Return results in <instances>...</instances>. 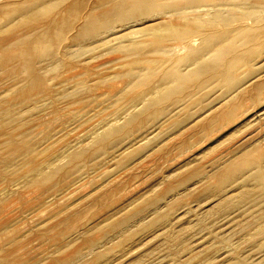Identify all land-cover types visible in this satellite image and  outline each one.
I'll return each instance as SVG.
<instances>
[{"label":"rangeland","instance_id":"374dc122","mask_svg":"<svg viewBox=\"0 0 264 264\" xmlns=\"http://www.w3.org/2000/svg\"><path fill=\"white\" fill-rule=\"evenodd\" d=\"M3 1L0 0V29L11 28L20 21L18 11L19 14L12 13H17L16 17L12 16L16 20L12 23L4 15L9 8L18 7L28 0ZM68 1L65 0L66 6L70 3ZM98 5V0H83L78 18L67 31L65 42L57 48L56 62L52 60V63L45 64L47 66H44L42 73L52 88L51 95L37 92L22 103L18 91L25 84L24 76L13 63L5 66L6 69L0 67V125L4 124L0 126V189L7 186L8 178H21L33 162L59 158L54 163L61 168L55 180L52 179L39 189L31 187L29 192V188L21 184L16 186L17 182V188L12 186L16 190L7 186L9 192L1 194L0 191L4 199L3 203L0 202V224L9 228L3 229L5 231L2 230L0 235V240L4 237L0 243V259L4 264H11V261H15L12 264H264V192L262 194L256 190L253 182H244V174H234L232 180L221 188L217 181V174L225 166L242 162V156L247 153L244 149L264 153V93L253 95L252 87L255 88L260 82H251L254 74L264 67H261L264 65V49H261L262 52L254 49L260 54L256 56L258 53L255 52L256 55L251 57L252 68L248 63L241 67L239 65L238 70L234 69V73L237 71L234 76L238 73L236 77L245 81L238 82L244 85L229 92L222 81L214 82L211 75H204L194 80V86L189 85L191 87H187L183 95L180 94L182 98L174 95V98L168 99L164 103L165 111L155 115L142 110L140 98L133 97L132 92L145 86L124 92L122 89L128 85L130 78L116 76L127 64L123 52L117 50L122 42L118 37L123 35L121 31L125 34L126 31L138 30L141 25L130 27L129 30L125 24L129 26L130 22L124 24L108 20L97 33L98 36L81 41L76 47L80 51L65 56L66 40L85 20L98 18L105 9L104 6L98 8ZM261 9L264 14L263 7L257 13L261 14ZM259 14L261 18L264 16ZM247 20L244 23L248 22L246 24L249 25L254 22L252 16ZM260 20L258 24H264V17ZM120 23L122 26H118ZM236 23V19L232 21L233 26ZM112 24L116 31H113ZM39 27L42 24L32 29V32L41 33L42 28ZM22 29L26 31L20 27L14 31L15 35L12 32L14 36L0 34V39L12 41L17 35L21 37L23 33L24 36ZM28 32L31 33V30H27L25 35ZM97 42L104 45H96ZM88 45L90 49L84 48L85 51L82 47ZM198 45L200 41L194 48ZM182 50H175L174 56L183 55L185 49ZM244 50L247 54L253 53L250 49H237V52L246 54ZM229 53L226 55L228 59H232L231 54H237ZM248 68L253 69L252 72ZM99 76L111 77L108 83L116 87L114 96L108 93L111 88L108 83L104 84L107 88L102 87ZM76 77L80 78L78 82ZM153 79L150 90L160 86V80L156 77ZM83 82L91 87L92 92L86 94L88 98L84 94L81 100L80 96H72L70 92ZM100 88L103 89L100 91ZM236 91H240L239 94ZM74 97L80 100L76 103ZM79 105L81 107L77 111ZM3 106L13 107L7 112L2 110L5 108ZM227 107H233L238 112L234 110L235 114L232 115V112L231 117L226 118L230 115ZM13 111L16 112L14 117ZM12 135L26 138V141L33 139L34 151L31 154L36 158L22 160L18 165L12 163L6 170L5 166L15 159L8 153L12 144L4 145V141ZM76 152L85 158L71 162L69 156ZM239 168L246 171L245 174L254 169L251 164L240 165ZM36 190H41L40 194ZM245 191L252 193L251 196L238 200L235 206H218L219 197H236ZM16 196L21 197H18L21 200L18 201ZM2 207L7 208V211ZM5 211L9 217L15 211L12 213L13 218H10L12 223L7 221L9 217H6ZM18 216L25 218L18 219ZM103 217L109 218L87 234L77 235L83 225ZM259 226H263L260 234L256 232ZM14 232L19 240L24 239L19 241L14 238ZM9 235L16 240V244ZM65 243L69 245L65 246ZM11 247L17 250L21 247L22 250L17 252L14 249L13 253Z\"/></svg>","mask_w":264,"mask_h":264},{"label":"bare ground","instance_id":"6f19581e","mask_svg":"<svg viewBox=\"0 0 264 264\" xmlns=\"http://www.w3.org/2000/svg\"><path fill=\"white\" fill-rule=\"evenodd\" d=\"M66 1H68V0H66ZM3 2H5V1H3ZM68 2H70V3L68 4V6H66L65 0H49V1H47V0L46 1L45 0H43V1L42 0H28V1H25L24 3L22 2V4H19L18 7L9 8L8 11L5 9V11H7V12L4 16L8 18V20H9L8 22L12 23V21L15 20V18L13 19L12 16L14 15L13 17H16L18 12L20 13L21 17H20V21L17 22V24L13 25L11 28L8 27V25H7L8 23H7L6 26L8 28L0 29V34H2V35L3 34L5 35V33H6V35L12 34V32L19 29L20 27L26 29V31H24L22 29L25 32L24 36H22L23 33L21 34V37H19L20 35H17L19 37V38L17 37L18 39L16 38V39H13L12 41H10V40L6 41L4 38L0 39V53H1L0 67H3V69H4V67L8 66L9 63H13L15 65V68L17 69V71H19L20 74L22 73V76H24V83H25V84H23L24 86L21 85L20 86L21 89L18 87L20 89L18 91V93L20 94V95H18V97L21 96L20 99H22L21 100L22 103L29 100L30 97L34 93H37V92L44 93L46 95H51L52 88L49 87L48 80L43 75L42 71L47 66V65H45V64H47V62L52 63V60H54V62H56L55 61V59L57 57L56 54L58 55L57 50L59 49V46H61L65 42V39L67 38L66 37L67 31H69L71 26L74 24L75 20L78 18V14L80 12V7L82 6L83 0H70ZM98 2H99L98 8H100V6H104L105 9L102 12H100V14H99V12H97V14H99L98 18H94L93 17L94 14L92 13L93 18L85 20L83 22V24H81L77 28L76 32L69 38L70 41H69V39L66 40V42H68V44L65 43V46H66L65 49H66V54H67L65 56H70L69 55L70 52L72 53V52H76L77 50H79V49H77L79 47V45H77V44L80 43L81 41H83L85 39L87 40L88 38H93L95 35H97V33L104 28L106 21H108V20L116 21L118 23L124 22V24H125V22H127V23L130 22L129 26L128 25L126 26V24H125V27L128 28L129 30H130V27L141 25L140 28L138 27L139 28L138 30H131L129 32L123 31V32H125V34L122 33V31H121L120 34H123V35L118 37V38L122 39V40H120V42L121 41L122 42L120 43V45H118L117 50L119 49L121 52H123V54H124L123 57L125 59H127L128 61L126 60L127 64H125L124 70H122L119 73H116L117 74L116 76L118 78H121V77H127L128 78L129 77L131 79V81H130V79L128 78L129 79L128 85H126L122 89L124 92H126L128 89L132 90V89H135L137 87L145 86L143 89L139 88V91H137V92L136 91L132 92L133 97L135 99L140 98V101H142V103H143L142 110L153 112L155 115L160 114V113L165 111L166 106L164 103L168 99H170L172 96L174 98V95L175 96L177 95V97L179 95V97H180L181 96L180 94H182L183 91L187 87L188 88L191 87L189 85H192L194 80H196L197 78L199 79L200 77H202L204 75H206V76L211 75V78L213 80L211 78H210V80H212L214 82H217V80L222 81L223 84L225 86H227L226 88L229 89V92L236 89L238 86L244 85L245 83L240 84L238 82L239 80H240V82L244 81V80H241V79L236 77L238 75V73L236 74V76H234V74L237 72L236 71L234 73V71L238 70L239 67H241V65L242 66L247 65L248 63H249V66L252 68L251 57L253 56V54H255V52L258 53L257 50L254 51V49H260V50L264 49V38H263L264 37V24H262L263 23L262 22L260 25L257 22L260 19H263V17H264V16L262 18H261V16L259 17L258 16L259 13H257V12H260V8H262V7L264 8V0H98ZM61 5H62V7H61ZM3 6H6V5L4 4ZM0 7H1V5H0ZM262 10L263 9H261V14L263 13ZM15 12H17L16 15L15 14L12 15V13H15ZM90 14H91V11H90ZM261 14H259V15H261ZM262 15H264V14H262ZM89 16H91V15H89ZM250 16H252V18L254 19V20H252V21H254L252 25L246 24L248 22L244 23V21L247 20V18H249ZM87 18H88V16H87ZM2 19H4V18H2ZM83 19H86V18H83ZM235 19H236L237 23L239 22V24L237 25V23H236V26L235 25L233 26L232 21H234ZM250 20H247V21H250ZM260 21H262V20H260ZM11 23H9L10 24L9 26H11ZM40 24H42V27H39V28L40 29L42 28V31L39 29L38 30L41 31V33L37 34V32L35 33V31L32 32L33 31L32 29H36ZM121 24L122 23L118 24V26ZM113 25L114 24H112V27H113ZM118 29L120 31V27ZM27 30L28 31L31 30V33H35L36 35L35 34L32 35L30 32H28V34L30 33L29 35L28 34L25 35L27 33ZM124 30H126V29H124ZM19 31L20 30H18V34L21 33ZM113 31H116V30H114V27H113ZM119 31H118V34H119ZM13 34L15 35V32ZM103 34H105V33H103ZM139 36H141V37L139 38ZM8 37H5V38L8 39ZM96 38L97 37H95L94 39H96ZM261 38L263 39V41L261 40ZM9 39H11V38H9ZM111 39H109V40H111ZM85 41H83V42H85ZM114 41L116 42V38ZM199 41H200V45H198L197 48H194V46L197 45ZM102 42H101V44H103ZM251 42L254 44H251ZM98 44H100V43L97 42L96 45H98ZM106 44H107V42L105 43V46H106ZM109 44H110L109 46H111L112 43L109 42ZM105 46H103V48ZM82 48L83 49L84 48L90 49V46L89 47L83 46ZM114 48L115 47H113L112 49L114 50ZM110 49H111V47H110ZM182 49H185V53L183 55L174 56L176 54V52H178L177 50H182ZM237 49L238 50L239 49H250V52H253V53L247 54L246 50H244V52H246V54H243V53H239L240 51L237 52ZM251 49H253V51H251ZM117 50H114V52H117ZM175 50H176V52H175ZM172 52H173V54H172ZM174 52H175V54H174ZM228 52H231V53L234 52L237 54H235V56H234L231 53H229V54H231L230 58L232 56V59H228L226 56ZM260 52H262V50ZM260 52L258 53V55H256V54L255 55L259 56ZM83 53H85V52H83ZM118 53L120 54V52H118ZM179 53H177V54H179ZM181 53H183V52H181ZM58 63H60V62H58ZM262 63H264V62H262ZM54 64H57V63H54ZM122 64H124V61ZM63 65H65V64H63ZM11 66H13V65H11ZM55 66H58V65H55ZM262 66H264V65H261V67ZM64 68H65V66H64ZM235 68H237V69H235ZM5 69H6V67H5ZM87 70H85V71H87ZM251 70H253V69H251ZM83 71H82V73H83ZM6 72H9V71H6ZM15 72H16V70H15ZM82 73H81V75H82ZM20 74H17V75H20ZM70 74H73V73H70ZM83 74L88 75L87 73L86 74L83 73ZM74 75H76V73H74ZM22 76H21V78H23ZM252 76H251V78H252ZM155 77L160 80V86L157 89L154 88L155 89V91H154V89L150 90V88L152 89L153 85L151 86V81ZM248 77H250V76H248ZM74 78H75V76H74ZM98 78H99V83H101V85L103 84L102 87L105 86L104 84L107 85L108 81L111 79V77H103V76H99ZM158 79H157V81H158ZM263 79H264V67L262 70L260 68V71L257 72L256 74H254V78L251 80L252 83H254L253 80H258L260 82V83H257V86H256L257 88L252 87V90H254L253 95H263V93H264V82H263L264 80ZM78 80H80V78L79 79L77 78V82H78ZM206 80H209V79H206ZM260 80H262V81H260ZM108 84L111 87L108 93L111 96H114L116 94V91H115L116 87L112 83L110 84V82ZM200 84H201V82H200ZM193 86L194 85H192V87ZM245 86H247V85H245ZM107 87L108 86H106L104 88H107ZM247 88H245V89H247ZM102 89L103 88H100V91ZM240 91H236V92L238 93ZM247 91L248 90H246V92ZM90 92H92L91 87L87 83L83 82L82 84L77 85L74 88V90L70 93H72L71 94L72 96L73 95H75L76 97H77V95L80 96L81 100H83L82 97L84 96V94L86 96V94L88 95V93L90 94ZM236 92L234 93V95L237 96L239 93L236 94ZM11 96H13V95H11ZM66 96H67V94H66ZM7 97H9V99H11L10 96H7ZM80 98H78V99L80 100ZM87 98L85 100H87ZM180 98H182V97H180ZM78 99H76V103L78 102ZM177 101H178V99H177ZM7 102H8V99H7ZM83 102H85V101H83ZM70 103H72V102H70ZM79 104H81V103H79ZM85 104L88 105V103H86V102H85ZM162 104H164V105H162ZM233 104H234V102H233ZM14 105H15V103H14ZM81 105H83V103ZM179 105H181V103ZM184 105H186V104H184ZM174 106H175V103H174ZM181 106H179V107L181 108ZM3 107H5V106H3ZM12 107H5V108H2V110H6L7 112H10L12 110L11 109ZM77 107H78L77 108V111H78L79 107H81V106L79 105ZM213 107H215V106H213ZM228 107H227V109H228ZM234 107H236V105ZM82 109H85V108L83 107ZM220 109H222V108L220 107ZM207 110H210V109H207ZM215 110H216V107H215ZM234 110H236V109L233 107H231L230 109L227 110L229 113L225 110V112L230 114V115L226 114L229 116V117H227L225 115L226 118H230L232 112H233L232 115H234L235 114ZM75 111H76V109H75ZM82 111H84V110H82ZM15 113L16 112L13 111V113H12L13 117H14ZM208 113H209V111H208ZM220 115H224V114L221 113ZM222 117H224V116H222ZM198 121H199V119H198ZM194 122L195 121H193L192 125L194 124ZM180 123L182 124V122H180ZM0 126H4V124L1 123ZM116 129L117 128H115L114 130H116ZM114 130L112 129L111 131H114ZM44 138H47V137L44 135ZM5 144L7 146H9V144H12V146L10 148L8 147L9 148L8 153H9L10 157L15 158L13 162H9L10 164H7L5 166L6 170L12 165V163L18 165L22 162V160L26 161L28 159L36 158V156L31 154L34 151V148H33L34 141L31 138L26 141V138L21 139L20 137H17L16 135H14V136L12 135V137L9 136L4 141V145ZM194 144H195V142H194ZM244 150L247 151V153H245L242 156L243 157L241 159L242 162H235L232 164H228L227 166L224 167V169L222 170L221 173L219 172V174H217L218 175L217 176L218 187L221 188L222 185L231 181L234 174H244V175H242V178H244L246 180L244 182H253L256 185V190H259L263 194V192H264V153H260L261 151L259 152V150H258V153H257V151L255 152L254 150L249 151V148H246ZM79 158H85V156L81 155V153H78V152L73 153L69 156V159L71 162H73ZM58 160H59V158H53L50 161L42 160L41 162H35V163L33 162L31 164V166L28 168L27 173H25L23 176H21V178H8L9 183L7 182V186H10L11 189L16 190V188H17L16 186H18V185L20 186V184H21V186L23 185V186L29 188V192H30L31 187L39 189L45 183L49 184L48 182L51 181L52 179L55 180L56 175L61 170V168L58 167L54 163V161L58 162ZM43 163H46V165H43ZM248 164H251L254 169L251 170L249 174H245L246 171L243 172L244 170L240 169L239 166L240 165L246 166ZM17 182H19V183L17 184ZM3 184L5 185V183H3ZM3 184H1V185L3 186ZM15 184H17V185L15 186ZM13 185L16 188H12ZM7 186H3L5 188L2 190L0 189V191H2L1 194L7 193V191H8V188L6 189ZM11 189L9 188V190H11ZM38 191L36 190V193ZM40 191L38 192L39 194H40ZM10 193H13V192L10 191ZM19 193L18 194L14 193V195L15 194L21 195ZM21 193H22V191H21ZM251 194L252 193L245 191L243 194H239L236 197H227L228 195H223V196L219 197L220 201L218 203V206L220 208L235 206L236 203H238V200L243 199V198L247 197L248 195L251 196ZM1 196H0V202H2V201L4 202V199L1 198ZM21 196H23V195H21ZM250 196H248V197H250ZM16 197L18 198L19 196H16ZM19 198H21V197H19ZM19 198H18V201L21 200ZM23 198L24 197H22V199ZM7 199H5V200H7ZM13 201H15V200H13ZM18 201H16V202L18 203ZM9 204H11V203H9ZM12 205H14V204H12ZM8 206H11V205H8ZM15 206H17V204ZM15 206H12V208ZM3 209H2V211H3ZM5 209L7 211V208H5ZM6 211L4 213L7 216L6 215L5 216L9 217L8 214L6 213ZM13 212H15V211H13ZM12 213L10 214L11 216L9 217V219L7 218L8 219L7 221H9L10 218L12 217V215H14ZM1 214L2 213H0V215ZM19 216H20V214H19ZM19 216H18V219L24 217V216H21V217H19ZM4 218H2V219H4ZM108 218L109 217H103L99 221H96V222L93 221L92 223L83 225V227L78 231L77 235L80 236V235L87 234L92 229L99 226V223H102V222L108 220ZM5 221H6V219H5ZM10 222H11V220H10ZM1 224H0V235H2L1 232L3 229H9V228H7L6 225H4V224L1 225ZM14 224L12 225L13 227H14ZM68 225H70V224H67V226ZM8 226H9V224H8ZM262 227L263 226L257 227L256 232H258V234L262 233V231H263V229H261ZM14 229H16V228H14ZM69 230H70V228H69ZM3 231H5V230H3ZM30 232H31V230H30ZM7 233H5V234H7ZM14 233L16 234V235H14V238L16 237V239H17L18 238L17 233L16 232H14ZM18 234H19V232H18ZM6 236H8V235H6ZM11 237L12 236H10V239H11ZM14 238L12 240H14ZM21 238L22 237H20V239ZM3 239H4V237H3ZM3 239L0 240V243ZM7 239H5V241ZM23 239H21V240H23ZM18 240H19V238H18ZM21 240H19V241H21ZM15 241L16 240H14V242ZM6 242H5V245L7 246ZM9 242H11V241H9ZM14 242H12V243H14ZM20 243L21 242H19V245H20ZM15 244H16V242H15ZM66 245H69V243H65V246ZM11 246H14V244L13 245L11 244ZM1 247L2 246H0V248ZM11 248L13 249V247H11ZM20 248L21 247H19V249L17 250L14 247L15 251H17V252L22 250ZM22 248H23V246H22ZM4 249L6 250V248H4ZM14 249H13V253L15 252ZM7 250H9V249H7ZM58 250L59 249H57V251ZM3 253H4V251H3ZM4 255H5V253H4ZM6 257H7V254H6ZM9 257H11V256L9 255ZM0 258H1V255H0ZM12 262L14 263L15 261H11V264H12ZM17 262H19V260ZM30 263H32V262H30ZM0 264H4L2 262V259H0Z\"/></svg>","mask_w":264,"mask_h":264}]
</instances>
